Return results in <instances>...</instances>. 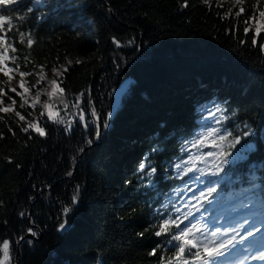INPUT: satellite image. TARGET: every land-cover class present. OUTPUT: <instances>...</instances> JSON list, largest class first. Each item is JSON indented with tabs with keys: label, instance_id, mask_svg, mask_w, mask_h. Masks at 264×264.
Returning <instances> with one entry per match:
<instances>
[{
	"label": "trees",
	"instance_id": "trees-1",
	"mask_svg": "<svg viewBox=\"0 0 264 264\" xmlns=\"http://www.w3.org/2000/svg\"><path fill=\"white\" fill-rule=\"evenodd\" d=\"M32 4L0 9L12 23L0 35L17 49H9L7 67L31 73L27 92L16 87L22 99L0 72L7 93L0 106L14 99L25 117L0 112L4 264H203L195 253L223 241L216 227H230L241 212L257 217L264 235V31L251 28L264 0H244L239 16V8L201 0L187 7L184 0H47L29 13ZM40 65L61 75L53 95L34 103L26 97L45 88L36 83ZM33 122L45 135L21 130ZM236 138L241 143L230 147ZM220 143L228 163L199 160ZM242 145L253 147L232 163ZM145 157V172L156 168L151 183L138 171ZM165 221L168 230L157 236ZM30 228L35 240H26ZM184 240L197 247L185 244L178 254Z\"/></svg>",
	"mask_w": 264,
	"mask_h": 264
},
{
	"label": "snow or ice",
	"instance_id": "snow-or-ice-1",
	"mask_svg": "<svg viewBox=\"0 0 264 264\" xmlns=\"http://www.w3.org/2000/svg\"><path fill=\"white\" fill-rule=\"evenodd\" d=\"M22 0H0V9L6 10L8 6L11 5H19L21 4ZM47 0H33V4L32 7H28L27 11L29 13H31L33 11L34 7H39L42 6L44 3H46ZM203 2L205 4H210V0H203ZM244 3V0H233V6H238V5H242ZM188 6V0H184V4L183 7H187ZM242 12H244V8L240 7L239 11L236 12V16H239ZM259 16L261 18V23H259L256 26V34L259 35L262 31H264V11H261L259 13ZM245 23L247 24L248 21L246 20ZM5 24H7V28L8 31L12 30V23H11V17L8 15H4V14H0V32H3L5 29ZM249 31L248 28L244 29V32L247 33ZM19 35L21 36V43H24V33L20 32ZM113 42L117 44V46L119 45V41H117L115 38H113ZM253 44L256 43L255 40L252 41ZM34 44V40L31 38V34L29 33V37L27 39V46L30 48L32 45ZM262 48H264V45H261ZM0 49H2V51H0V72L4 73L5 76H8V81L7 83H10V81L13 79V76L10 75V73L17 71L19 69V65H16L15 69H10L7 67L6 61L9 59V57L7 56V53L9 51V49H11L12 52H16L17 49L15 47H13L10 44L6 43L5 40V36L4 35H0ZM13 60H15V57H12ZM24 60L26 63L30 62L29 61V57L25 56ZM80 61H77V63H79ZM71 61H68V65H71ZM45 67V65H40L41 68V74L39 75V79H37L36 83L39 84L41 80L44 79V75L43 73V68ZM61 68H63V71H67V67L65 66H61ZM52 72L54 74H56L57 76L61 75V71L60 69H57L55 67L52 68ZM31 73H26V72H19V76L21 77L20 81H19V87L24 89V92H27L28 89L24 87L25 85V80L24 77L27 75H30ZM62 82V81H61ZM50 85L52 86V91L47 92V95L49 97H51L55 91V89L58 87V83L56 79H52L51 81H49ZM12 92L16 93V95L21 96V98H24V92H17L16 87H12L10 89ZM60 91L62 92L63 89H60ZM7 93L4 91L3 88H0V105L3 104V96H6ZM39 96L40 93L37 92L34 103L39 101ZM9 99H12L11 97H9ZM16 103V101L13 99L12 100V104L8 105V106H0V112L2 113H10V112H14L15 116L19 117V120L23 121L25 119V117L23 115H21L19 112H15V110L13 109L12 105H14ZM25 103H27V101L25 100L24 103L20 104V107L23 108L25 106ZM43 107L45 109H50L51 106L49 105V103L45 102ZM73 107H76V105H73ZM93 115H95V110L93 109L92 112ZM44 113L41 112V116H43ZM109 117H111L112 113L110 112ZM49 118H52V113L51 111H49ZM4 119V117H0V120ZM85 119L84 115L81 114L80 115V120L83 121ZM59 122H63V121H59ZM108 127V123L107 120L104 122V128L106 129ZM33 129L34 131H36L39 135L43 136L45 135V132L42 128H39V126L37 124L33 123H28L26 127L22 128L21 130L24 132H28L29 129ZM10 132L12 131L11 128L8 129ZM216 129H213L212 131H210L209 133H207V135H212L213 132H215ZM13 135H15V133H13ZM100 135V130H99V126H97V130H96V137L99 138ZM228 136H231V133H227ZM244 136L249 135L248 132L243 133ZM0 138H3V134L0 133ZM220 140H224L226 137L225 136H220L219 137ZM89 143H91V141H89ZM241 141L239 138H236L232 141V143L230 144V147H235L237 144H240ZM252 145H242L240 149L237 150V152L235 153L233 159H232V163H236L237 161H242L245 159L246 154L252 150ZM153 151H156V149H153ZM208 156H213L214 153L209 152L207 154ZM145 160H147V157L144 158V160L141 161V163L138 166V171L141 173H144V176H146L147 178H149V183H151V177L152 175L156 172V168L155 167H151L149 171L145 172L146 167H149V165H146V163L144 162ZM221 163H228L227 159L222 160ZM180 166L177 165V168H179ZM217 171H223V168L220 165H216ZM215 174V173H214ZM69 175H71V173H69ZM195 178V177H193ZM143 179V177H142ZM221 181H209V183H220ZM130 183V182H129ZM216 189L213 187H209L207 189V193L208 195H211L213 192H215ZM205 194L203 192H201V196H204ZM76 203H78V190H77V194H75L72 197V204L75 205ZM72 211L71 207H65L63 209V214L65 216H67L68 213H70ZM21 215H23V213H21ZM251 219L252 220V224L251 226L247 227L244 229V231L247 233L246 236H241L240 232L236 231L235 229H232V231L235 233L234 235L229 236L226 240L221 241L219 244H216L215 247H208L207 245L204 246L203 249V256L201 254L200 251H197L195 253V256L197 259H202L203 260V264H231L230 262V258L234 255L235 252L237 251H243V252H248L251 253L253 249H264V235H260L259 237L256 235V233L261 232V229L259 227L256 226V220L257 217L255 216H250L248 218H245L244 223L247 224L248 220ZM168 221L164 222V225L161 227L160 231H158L156 233L157 236L161 235L163 232L168 230ZM260 223L264 224V221H260ZM66 225H67V220H64V222L59 224L58 227V231H62L66 229ZM253 228H255V232L253 231ZM29 232L32 233L33 236L36 235L35 232L32 231V229H28ZM217 231H219V229H217ZM191 232V229H188L185 232H182L180 236H175L173 237V239L176 240H182L184 237H186L188 235V233ZM217 233L213 232L212 235L215 236ZM140 235H143V233H140ZM237 237H239V240L237 239ZM249 238H251L249 240ZM29 244H31V241H28ZM185 244H191L192 247H197V245L195 243H192V241L190 240H184V243L180 244L178 246V254H182L185 252ZM2 247H3V251H4V260L8 259V249H9V241L4 240L2 242ZM155 249L153 250L152 253L150 254H155ZM222 258V259H221ZM248 257L245 256L244 259H247ZM252 260H260V261H264V250L260 251L259 255H252L251 256ZM0 264H4L3 260H0ZM241 264H244L243 260H241Z\"/></svg>",
	"mask_w": 264,
	"mask_h": 264
},
{
	"label": "rangeland",
	"instance_id": "rangeland-1",
	"mask_svg": "<svg viewBox=\"0 0 264 264\" xmlns=\"http://www.w3.org/2000/svg\"><path fill=\"white\" fill-rule=\"evenodd\" d=\"M201 2L203 4H205L203 2V0H201ZM212 2H217V3L222 4V5L232 6L233 8H240L242 6V5L233 6V0H210V3H212ZM261 22L262 21H261L260 16H257L256 18L253 19L252 24H251V28L255 30L256 26ZM40 74H41V72H39L37 76H39ZM42 74L44 75L43 80H44L45 88L43 90H41L39 93L45 94V92L46 93L49 92L50 89L52 88L49 81L54 79L56 74H53V73L52 74L42 73ZM40 82H43V81L41 80ZM37 92H34V96H33L34 100H35ZM207 143H208L207 140H205L204 145ZM225 148H226V145L224 143L218 144L215 149L213 147H210V148L206 149V151L203 153L202 158L199 160L203 161L205 164H213V163H217L219 160H223V156H226L228 159L230 157V155L224 151ZM209 152L214 153V155L208 156L207 154ZM245 218H248L247 213L241 212L234 218V221L231 222L230 227L225 226L226 225L225 223H221V228L216 227L219 229V231H218L219 236L218 237L221 238L220 240H226L229 236L234 235L235 233L232 231V229H235L236 231L240 232L241 236H246L247 233L244 231V229L251 226L252 220L249 219L248 223L245 224L244 223ZM253 231L255 232V228H253ZM256 235L259 237L260 235H263V232L261 231L259 233H256ZM237 239L239 240V237H237ZM250 239L251 238H249V240ZM261 250H264V249H253L251 253L243 252V251H237L230 258L231 264H241V260H243L244 264H264V261L251 259L252 255H259ZM245 256H247L248 258L244 259Z\"/></svg>",
	"mask_w": 264,
	"mask_h": 264
},
{
	"label": "bare ground",
	"instance_id": "bare-ground-1",
	"mask_svg": "<svg viewBox=\"0 0 264 264\" xmlns=\"http://www.w3.org/2000/svg\"><path fill=\"white\" fill-rule=\"evenodd\" d=\"M11 76H13V79H12V81H13V87H19V81H20V79H21V77L19 76V72H17V73H11L10 74ZM28 78H29V76L27 75V76H25L24 77V80H25V88L28 86ZM27 99L28 98H31V99H34V97L33 96H29V97H26Z\"/></svg>",
	"mask_w": 264,
	"mask_h": 264
},
{
	"label": "water",
	"instance_id": "water-1",
	"mask_svg": "<svg viewBox=\"0 0 264 264\" xmlns=\"http://www.w3.org/2000/svg\"><path fill=\"white\" fill-rule=\"evenodd\" d=\"M101 131V130H100ZM36 238L33 235H28L26 240H35ZM19 262V261H18ZM19 264V263H18Z\"/></svg>",
	"mask_w": 264,
	"mask_h": 264
}]
</instances>
